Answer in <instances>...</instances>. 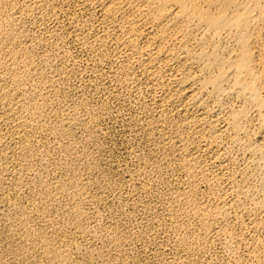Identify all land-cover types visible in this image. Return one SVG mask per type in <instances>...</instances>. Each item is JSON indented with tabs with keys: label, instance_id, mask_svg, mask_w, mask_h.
<instances>
[{
	"label": "bare ground",
	"instance_id": "obj_1",
	"mask_svg": "<svg viewBox=\"0 0 264 264\" xmlns=\"http://www.w3.org/2000/svg\"><path fill=\"white\" fill-rule=\"evenodd\" d=\"M69 36L129 91L144 84L159 111L149 127L173 137L157 135L188 176L170 213L188 255L171 262L203 264L219 244L209 264H264V0H0V264H84L83 251L125 261L124 230L90 219L88 146L104 115L68 95L79 59ZM88 233L104 246H81Z\"/></svg>",
	"mask_w": 264,
	"mask_h": 264
},
{
	"label": "rangeland",
	"instance_id": "obj_2",
	"mask_svg": "<svg viewBox=\"0 0 264 264\" xmlns=\"http://www.w3.org/2000/svg\"><path fill=\"white\" fill-rule=\"evenodd\" d=\"M84 17L87 18L85 15L82 18L85 19ZM72 39L73 38L69 36L68 41L70 40V42H68L67 45H68V47L69 46L71 47L70 48L71 51H73L74 53L76 51L75 56H77L76 57L77 59L79 58L78 61L80 63L77 61V64L74 65L75 66L74 69L76 71L73 72V75L71 74L72 78L70 77V79H69V82H70L69 87L70 88L68 87L69 90H67L68 95L70 94V97H72V99H73L72 101H74L75 99L78 100V98H80L81 100H83L85 98L89 102V104L91 103L93 105L91 107L95 108L96 111H98V112H100V114L102 113L104 115V117L102 116L103 118L100 115L99 118L97 119V121L93 120L92 123H94V124H92V126L96 130L97 138H96L95 142L89 143L91 145L88 144L89 145L88 146V151H89L88 153H90L89 156L92 157V158L90 157V159L93 163V166H95L94 168H92L91 170L86 172L87 177H89V179H87V180H90L89 181L90 184L87 187L88 191L86 190L87 193L89 192L88 193L87 206H88L90 211L92 210L91 211L92 217H90V219L95 224H97V223L102 224L104 222L102 225H104L105 228H109V227L110 228H115V227L117 228L118 227L117 229L120 230L121 232L124 230L123 233L126 234L127 238L129 237L127 239V241L129 240V242L127 244H126L127 241L124 242V245L126 244L125 245V249H126L125 252L127 254L123 255L121 257L120 261H122L125 258L124 259L125 261H123L124 262L123 264H125V263L126 264L127 263H129V264H172L173 262H174L173 264H181L178 261L171 262L172 260H174V259L171 260V258H173V255L176 256V254H177V256L181 255L179 259H182V258L184 259L187 257L188 252H187V250H184L181 247H176L173 244L176 241L175 240L176 235H175L173 229H171L173 226L171 224H173V222H170V221H172L170 213H171V207H172L173 202H174L173 193L175 195H178V192L180 194V192L182 190L186 189V187H187L186 186L187 185V183H186L187 178L186 177H188V176L182 169L178 170L180 163H182V158L180 156H178V153L174 152L173 149L172 150L167 149L168 147L166 148L164 143H163L164 145H162L161 142H160V144L158 142L159 137L161 139H163L164 137L166 138V136H170L171 138H173L171 136V133L170 134L168 133L169 134L168 135L167 131L163 130L164 131L163 132V131L159 130V128H156L155 126H152L154 128H152L151 126L149 127V124L147 123L148 122L147 120H149V118H152L153 115L158 117V113H159L157 105L155 104V102H153L154 104L151 102L153 99V95H152V98L150 97L151 94L148 95L149 92L145 88L144 84L142 87H144L145 89L140 88L141 85H139V87L133 86L131 88L132 91L131 90L129 91L125 85L122 84L123 85L122 86L119 81L118 82L115 81L117 79L112 72L109 74L110 63H106V64L103 63L105 67L103 66V64H102V66L101 65L99 66L102 68L96 67L95 61L92 59V55L90 54L91 52L89 53V51L84 49V48L81 49V47H79L80 45L78 44V42L75 41V39H73V40ZM72 46H74V47H72ZM85 50H86V52H85ZM85 53H87V54H85ZM82 54H83V56L85 55V57H83ZM80 57H81V59H80ZM83 59L86 62H84ZM88 60L91 61L92 63L87 62ZM89 63H90V67H89ZM79 65H82V66H79ZM93 66H94V68H93ZM79 67H81L82 69ZM108 67H109V69H108ZM104 68H105V70H104ZM83 69H85V70L83 71ZM79 70H80V72H78ZM95 70L97 72H95ZM82 71H83V73H82ZM104 71H105V75H103ZM99 72H100V74H99ZM75 73H76V76L74 75ZM77 73H82V74H77ZM106 73H108V74H106ZM102 75H103V78L101 77ZM87 76H89V77H87ZM104 77H106V78H104ZM111 78H113V79H111ZM92 79L96 83L94 81H91ZM110 80H113L114 82L110 81ZM92 82H94V83H92ZM104 83H105V85H107V87L104 85ZM102 86H105V87H102ZM109 86H111V87H109ZM122 87H124L125 89ZM106 88L108 90H106ZM117 88H120V89H117ZM135 88H137V89H135ZM113 90H114V92H113ZM115 90H116V92H115ZM140 90H141V92H139ZM104 91H106V92H104ZM135 91H136V93H135ZM137 91L139 92L140 95H137L138 94ZM113 93H115V94L117 93V95H115V94L113 95ZM119 94H120V96H119ZM131 94H133V95H131ZM141 94H143V95H141ZM128 95H130L131 97L130 96H129L130 98L127 97ZM144 95L147 97L146 99H145ZM138 96H141V98H143L142 101H144L146 105H142V104H140V102H137V101H140V99H141V98L139 99ZM147 100H148V102H147ZM105 104H108V105L106 106ZM140 105H141V109H140ZM102 107L105 109L103 110ZM109 109H110V111H108ZM155 109L157 110V112ZM101 110H103V111H101ZM105 111H106V113H103ZM141 111H144L145 114H144V112H141ZM155 112H156V114H155ZM142 113L144 115H142ZM134 114H135V116H134ZM149 115H150V117H149ZM128 117H130V118L132 117V118L130 119ZM136 117H138V118H136ZM141 117H143V118H141ZM132 119H134V120L132 121ZM128 121L131 122L130 125H129ZM140 122L143 124H141ZM99 125H100V127H99ZM135 127H136V129H135ZM145 129H147L146 131H148V132H145ZM155 129H157V130H155ZM140 130H142V131H140ZM139 132H141V133H139ZM160 134H161V136L158 137L157 135H160ZM164 134H166V136H163ZM147 135H149V136H147ZM154 136L155 137L157 136V137L155 138ZM166 139L168 140L169 137H167ZM180 139L179 140L177 139V142H176L178 151L180 150L178 147L183 146V143H181L183 141ZM158 145H160V146H158ZM166 145H167V143H166ZM178 145H180V146H178ZM156 147H158V148L160 147V148L158 149ZM164 147L166 149H164ZM160 149L163 151V153L161 152ZM168 150H169V152L167 153ZM139 151H141V152H139ZM153 152H155V153H153ZM164 152H166V153H164ZM97 153H98V155H97ZM161 153H162V155H161ZM172 153H173V155H172ZM131 154H133V155H131ZM164 154H167L165 156L167 157L168 160L166 159ZM162 157L164 159H162ZM172 159H173V161H172ZM163 160H164V162H163ZM179 160H181V161H179ZM153 161H154V164H152ZM168 161H170V162H168ZM157 162L159 163L158 165H156ZM171 165H173V166H171ZM175 165H176V169H175ZM151 167H153V168L151 169ZM158 168L162 169V170H159ZM138 170H140V171H138ZM137 171H138V173H135ZM153 171H155V172L153 173ZM161 171H163V173ZM166 171L168 172V175H167ZM170 171H172V172H170ZM180 171H183V172H180ZM156 172H158V173H156ZM149 174H151V176ZM155 174L156 175L158 174V175L156 176ZM164 174H166V175H164ZM159 175L161 178L159 177ZM161 175H164V176H161ZM145 176H147V178H145ZM173 176H174V178H173ZM150 177H151V179H150ZM176 177H178V178H176ZM152 178H154V179H153V181L150 182V180H152ZM133 179H134V182L131 181ZM162 179H164V180L162 181ZM170 179H171V181H170ZM167 180L169 182H167ZM172 180H174L176 183ZM135 181L137 182V184ZM147 181H148V183H147ZM131 182H132V184H131ZM141 183H143L142 184L143 186L141 185ZM135 184L138 186L136 187ZM146 184H148V185H146ZM150 185L151 186L153 185V186L150 188ZM171 189H173V191ZM139 191H140V193H139ZM169 192H170V194H169ZM101 194H102V196H101ZM92 198L94 200H90ZM89 201H93V202H89ZM94 202H95V204H94ZM169 204L171 206H169V208L166 209ZM93 212H95V213H93ZM99 215H100V217H99ZM100 218H102V219H100ZM107 226H109V227H107ZM119 227L121 229H119ZM86 236H88L89 238ZM76 237H78L77 240H78V242H80L82 244V245L81 244L80 245L83 247H86L87 244L88 245L93 244L92 246L98 247V248H102L104 246V244L102 242L103 239H101L100 237H98L96 235H92V234L89 235V233H88L85 236L76 235ZM79 237H81V238H79ZM96 237H98V238L96 239ZM134 238H135V240H134ZM79 239H83V240H79ZM86 239H88V240H86ZM90 239L91 240L93 239V240L91 241ZM83 241L86 242V245ZM98 241H101V242L98 244L97 243ZM88 242H90V243H88ZM96 244H98V245H96ZM218 246H220V245L218 244ZM218 246L216 245L215 247L208 249L209 257L208 256L203 257V261H202L203 264H209L208 261L210 259H213L212 258L213 255H215V253H217L218 250L219 251L222 250L221 246L220 247H218ZM168 249H169V251H168ZM176 249H178L179 252H177ZM108 250H110V253H112V257H114V254L117 255L119 253L118 250H117L118 253H116V248H114L113 246H110L108 248ZM111 250H113V252ZM171 251H172V253H171ZM79 255H78V259L81 260L82 262H85L84 264H88V263L89 264H95V263H97V262H93V263L91 262L90 263L87 260L88 259L87 253L85 251H83ZM208 258H210V259H208ZM197 260L199 263L200 256L197 258ZM132 262H134V263H132ZM182 263L185 264L184 262H182ZM218 263L220 264L219 260L216 261V259H215V264H218ZM97 264H100V263H97Z\"/></svg>",
	"mask_w": 264,
	"mask_h": 264
}]
</instances>
